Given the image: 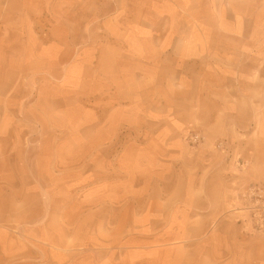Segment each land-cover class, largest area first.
<instances>
[{"label": "rangeland", "instance_id": "rangeland-1", "mask_svg": "<svg viewBox=\"0 0 264 264\" xmlns=\"http://www.w3.org/2000/svg\"><path fill=\"white\" fill-rule=\"evenodd\" d=\"M219 228L264 264V0H0V264L201 263Z\"/></svg>", "mask_w": 264, "mask_h": 264}, {"label": "crops", "instance_id": "crops-1", "mask_svg": "<svg viewBox=\"0 0 264 264\" xmlns=\"http://www.w3.org/2000/svg\"><path fill=\"white\" fill-rule=\"evenodd\" d=\"M186 215H189V214H185V216ZM184 217L181 218L184 220L181 223L180 232L178 233V235L181 238H183V237L186 238V240L190 237H194L195 235L196 236L201 235L202 232L200 233V231H201L200 229L197 228L196 232H194L191 225L188 224V221L191 218H189L188 216L185 218ZM35 219H36V221L38 220V218H35ZM211 219H212L211 216L204 215V218L202 219L203 228H204L203 230H206V227L209 226ZM222 234H223V229H220V228L216 232H212V240H213L212 251H210V253H209L208 251L205 252V250H204V255L206 257H204L202 259L201 263H200V260H198L197 256L189 257L187 254V257L189 258L188 264H216L221 259L225 258L227 255H230V254H233L232 261H234V262L231 261L233 264H235L236 262H237L236 264H238L239 262L245 263V264L248 263V258H247L248 257L247 256L248 251H247V249L250 246H258L259 245L258 241L254 240V237L251 235L244 236L242 238V242H241V246L243 247V249H242L243 254H241L237 259V257L235 256V254H236L235 249H233V246H235V244H237V242L236 243L231 242L230 239L227 241L224 240L223 246H220L219 244H217L216 248L214 247V244L217 243L216 236H221ZM204 249H206V247H204ZM239 254H240V252H239Z\"/></svg>", "mask_w": 264, "mask_h": 264}]
</instances>
